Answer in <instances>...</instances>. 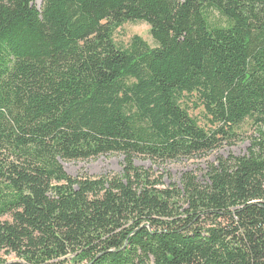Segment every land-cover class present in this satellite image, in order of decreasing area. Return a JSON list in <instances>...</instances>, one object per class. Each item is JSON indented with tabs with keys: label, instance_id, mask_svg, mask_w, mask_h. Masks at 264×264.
<instances>
[{
	"label": "trees",
	"instance_id": "trees-1",
	"mask_svg": "<svg viewBox=\"0 0 264 264\" xmlns=\"http://www.w3.org/2000/svg\"><path fill=\"white\" fill-rule=\"evenodd\" d=\"M39 1L0 0V252L17 258L0 264H264V0ZM142 21L155 45L117 46ZM249 120L247 152L203 181L136 165L212 151ZM109 153L113 177L62 163Z\"/></svg>",
	"mask_w": 264,
	"mask_h": 264
},
{
	"label": "rangeland",
	"instance_id": "rangeland-1",
	"mask_svg": "<svg viewBox=\"0 0 264 264\" xmlns=\"http://www.w3.org/2000/svg\"><path fill=\"white\" fill-rule=\"evenodd\" d=\"M37 4L40 1L37 0ZM141 36L150 45H155L150 32V25L146 22H126L118 28L114 35V40L119 47H127L133 36ZM189 104L194 105V99L189 100ZM193 116L203 118L202 108L195 109L191 106ZM258 127L253 121L249 120L237 129V137L231 141H225L220 147L205 153L191 157H184L166 162L156 161L147 157L136 158V165L149 171L153 178L161 179L164 186L170 183L181 185L180 181L185 172H191L198 180L203 181L208 167L215 163L219 157L233 155H244L252 141L259 136ZM124 157L120 153H109L100 155L96 158L86 160L74 159L62 161L66 172L72 177H113L119 175L123 170ZM0 259L8 262L17 260L13 255L0 252Z\"/></svg>",
	"mask_w": 264,
	"mask_h": 264
}]
</instances>
